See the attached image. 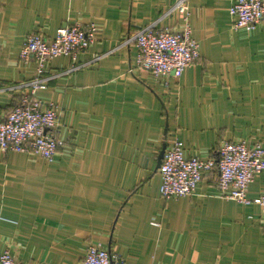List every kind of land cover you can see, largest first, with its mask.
<instances>
[{
  "label": "crops",
  "instance_id": "1",
  "mask_svg": "<svg viewBox=\"0 0 264 264\" xmlns=\"http://www.w3.org/2000/svg\"><path fill=\"white\" fill-rule=\"evenodd\" d=\"M174 1L0 0V122L38 75L35 60L19 58L28 34L97 27L86 50L45 62L48 80L34 91L60 107L53 159L0 151V251L16 264H83L89 245L124 264H264L259 204L222 197L216 168L192 194L163 199L157 164L175 138L203 160L223 141L264 146V23L235 29V0H189L199 57L179 78H155L125 42L151 24L180 29ZM263 191L264 171L246 196Z\"/></svg>",
  "mask_w": 264,
  "mask_h": 264
},
{
  "label": "built area",
  "instance_id": "2",
  "mask_svg": "<svg viewBox=\"0 0 264 264\" xmlns=\"http://www.w3.org/2000/svg\"><path fill=\"white\" fill-rule=\"evenodd\" d=\"M188 1L175 0L170 9L177 11L182 18L180 29H157L151 24L125 42L131 41L135 45L138 68L155 78H179L199 57L198 42L191 35ZM228 11L235 29L252 30L257 24L264 23V0H235ZM96 32L97 27L93 23H74L59 27L53 38L35 32L26 36L19 58L24 62L35 60L38 75L19 85L26 88V93L0 122V151L33 152L48 161L53 159L63 144L58 138L60 107L34 98V91L46 85L48 80L41 76L45 62L60 55L74 58L93 43ZM75 69L76 66L72 65L64 72L70 73ZM216 153L215 159L185 157L182 141L173 139L158 168L160 196L170 199L190 195L202 174L216 168L217 188L222 197L241 203H257L264 210V191L254 199L246 196L254 177L264 171L263 144L223 141ZM0 264H16L9 250L0 251ZM83 264H124V261L106 247L89 245Z\"/></svg>",
  "mask_w": 264,
  "mask_h": 264
},
{
  "label": "water",
  "instance_id": "3",
  "mask_svg": "<svg viewBox=\"0 0 264 264\" xmlns=\"http://www.w3.org/2000/svg\"><path fill=\"white\" fill-rule=\"evenodd\" d=\"M164 151H165V145L162 146V148H161V150H160V152H159L158 162H157L158 167H159L160 162H161V160H162V158H163Z\"/></svg>",
  "mask_w": 264,
  "mask_h": 264
},
{
  "label": "trees",
  "instance_id": "4",
  "mask_svg": "<svg viewBox=\"0 0 264 264\" xmlns=\"http://www.w3.org/2000/svg\"><path fill=\"white\" fill-rule=\"evenodd\" d=\"M14 106H15V105H13V107H12L10 110H12V109L14 108Z\"/></svg>",
  "mask_w": 264,
  "mask_h": 264
}]
</instances>
